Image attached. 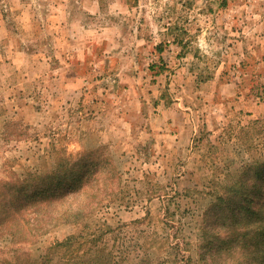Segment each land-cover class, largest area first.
<instances>
[{
  "label": "rangeland",
  "instance_id": "rangeland-1",
  "mask_svg": "<svg viewBox=\"0 0 264 264\" xmlns=\"http://www.w3.org/2000/svg\"><path fill=\"white\" fill-rule=\"evenodd\" d=\"M263 163L264 0H0V264H264Z\"/></svg>",
  "mask_w": 264,
  "mask_h": 264
},
{
  "label": "trees",
  "instance_id": "trees-1",
  "mask_svg": "<svg viewBox=\"0 0 264 264\" xmlns=\"http://www.w3.org/2000/svg\"><path fill=\"white\" fill-rule=\"evenodd\" d=\"M262 165L264 166V163L261 164V166H262ZM11 187H12L13 189H17V186H14V185H12ZM19 189H20V188H19ZM219 197H220V196H218L217 199H218ZM225 197H226L227 199H229L228 196H225ZM225 197H224V198H225ZM224 198H223V197H220V198H219V199H220L219 201H220V202H225L226 200H225ZM260 256H263V255H262L261 253H260V254H257V255H254V256H253V259H255L256 261L262 263L263 259H260ZM112 262H113V260H112V259H109V260H107V262H105L104 264H108V263H109V264H112Z\"/></svg>",
  "mask_w": 264,
  "mask_h": 264
}]
</instances>
